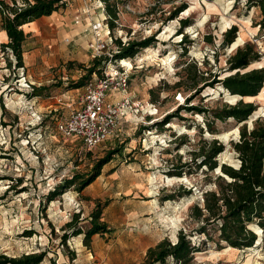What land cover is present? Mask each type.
Wrapping results in <instances>:
<instances>
[{
    "label": "rangeland",
    "instance_id": "374dc122",
    "mask_svg": "<svg viewBox=\"0 0 264 264\" xmlns=\"http://www.w3.org/2000/svg\"><path fill=\"white\" fill-rule=\"evenodd\" d=\"M4 3L12 5V0ZM22 3L18 0L17 4ZM69 4L66 11L60 9L57 16L46 19L39 37L40 46L46 41L41 48L43 58L28 69L17 67L11 52L0 53V256L45 253L39 264H141L148 248L163 239L176 242L179 231L190 235L199 226L190 217L191 208L202 204L203 193L213 188L219 173L217 169L206 174V167L190 166L180 176L171 175L177 173L179 163L191 164V152L198 144L217 139L224 145L217 163L239 164L232 143L238 141L243 123L232 118L215 120V133L211 134L207 130L208 121H213L209 113L188 112L184 107L210 110L234 105L241 97H231L220 84L212 88L199 82L193 89V75L183 68L196 62L203 81L209 82L214 73L223 79L231 74L228 58L250 42L261 58L246 70H264L262 13L249 0H108L107 5L117 11V20L103 57L109 59L108 54L117 52L115 39L123 45L147 37L155 42L134 57H112L111 69H120L123 60L130 62L122 67L129 77L128 95L139 110L109 140L88 150L77 139H64L56 126L79 106L83 89L70 91L84 74L78 65L89 67L93 60L94 39L90 22L83 17L107 18L106 5L100 0ZM184 5L175 19H169L171 12ZM79 6L80 14L75 10ZM87 9L89 16L83 14ZM75 18L83 22L77 26ZM185 18L191 21L182 31L190 41L186 46L180 44L183 35L177 32L179 21ZM231 26L238 29L236 45L232 47L234 41L222 48L223 34ZM32 85L48 90L40 97L32 96ZM261 91L243 101L264 108V83ZM174 113L177 116L164 121ZM257 118L264 116L252 114L246 121L248 130ZM160 122L161 129L155 126ZM115 150L118 153L82 193L72 187L46 203L45 196L56 185L89 172L96 161ZM187 191L190 193L184 194ZM170 196L173 198L168 199ZM97 203L103 206L101 221L108 233L94 235L89 248L82 234L72 236L70 230L63 245L64 225L78 214V226L85 231ZM257 235L259 244L246 249L219 247L197 233L188 238L202 250L196 253V264H264V233Z\"/></svg>",
    "mask_w": 264,
    "mask_h": 264
},
{
    "label": "trees",
    "instance_id": "16d2710c",
    "mask_svg": "<svg viewBox=\"0 0 264 264\" xmlns=\"http://www.w3.org/2000/svg\"><path fill=\"white\" fill-rule=\"evenodd\" d=\"M22 5H18L12 0V5L0 0V13L2 29L6 32L8 42L0 46L2 51L11 52L15 58V65L19 68L24 67L23 62V43L27 37L23 31V25L30 23L43 16H50L53 12L66 7L67 0H22ZM105 3L107 13L106 24L112 31L117 20V11L107 5L108 0H100ZM250 3L259 5L262 20L259 23L260 28H264V0H249ZM185 8L181 6L170 13L169 19H175ZM180 27L178 35L182 34L183 39L180 44L185 46L190 44L187 37L183 34V29L191 25L188 18L179 21ZM238 29L231 26L223 34L221 43L222 48H228L237 38ZM212 42L211 39H208ZM155 42L153 37L136 41H128L126 45L118 39H115L117 52L112 55L115 60L134 57L140 50L145 49ZM186 53L183 49L182 56ZM261 55L255 46L247 42L236 51L227 60V71L231 73L223 79L218 78L217 73L210 74L209 82L203 81V73L197 69L196 62L187 63L183 68L185 73L191 71L193 75L192 88L196 89L199 82L210 87L220 84L231 95H238L241 99L234 105H224L221 108L203 109L198 106L184 107L188 112L206 114L213 118L208 121L207 130L214 134L212 127L215 120L224 121L232 118L241 124L239 127V139L232 143V148L237 155L239 164L235 167L226 163L218 164L217 156L224 151V145L217 139L204 140L191 152L193 156L190 163H183L176 167L177 173L171 175L180 176L190 166L197 169L206 167V174L219 170L214 176L213 188L203 193L202 204H195L190 211V217L199 223V226L192 230L190 235L179 231L176 242L169 239H163L156 245L146 250L145 258L141 264H196V253L201 252L196 245L192 244L188 238L193 233L204 235L209 241H213L217 246H229L235 249H246L254 246L258 241V235L254 227H258L264 233V118H257L252 125V129H247V120L257 110L253 102H244L243 98L257 96L264 83L263 68H254L246 70L251 64L260 60ZM108 60L107 57L93 58L89 67L78 65L84 70V74L71 86V89L83 87L92 75L101 76L102 67ZM208 64L206 61H203ZM71 66V63L69 64ZM46 86L32 85V96L40 97L47 91ZM201 92L200 88L197 90ZM190 102L191 99L187 98ZM153 101L155 99H152ZM177 116L167 115L164 121ZM169 122V121H168ZM163 123H156L155 126L162 128ZM118 151H110L104 157L96 161L92 169L85 174H75L70 179H64L56 185L46 196V203H50L57 197H60L69 188H75L79 193L90 185L99 175L106 164H108ZM190 192H184L189 194ZM184 194L180 195L183 196ZM173 198L170 196L168 199ZM103 206L97 203L90 214L89 227L84 231L78 226L79 215L72 216L71 221L64 225L65 231L61 236L62 244L72 230L71 235H83L85 246H91L92 237L96 234L104 235L108 233L107 225L101 221ZM31 234V233H28ZM264 242L262 238L261 243ZM224 245H223V244ZM260 243V244H261ZM259 241L255 244L258 245ZM45 258V253L28 254L19 258H8L0 256V264H39Z\"/></svg>",
    "mask_w": 264,
    "mask_h": 264
},
{
    "label": "built area",
    "instance_id": "2783aa9c",
    "mask_svg": "<svg viewBox=\"0 0 264 264\" xmlns=\"http://www.w3.org/2000/svg\"><path fill=\"white\" fill-rule=\"evenodd\" d=\"M83 14L89 16V10H83ZM80 23V18L74 20V24ZM90 31L94 39L92 58L105 56L103 51L108 43H112V31L106 24V18L101 21L90 20ZM0 53H4L1 48ZM108 57L107 63L102 67L101 76L94 74L95 77L82 87L79 106L56 126L64 139H77L88 150L109 140L116 134L122 122L139 110L127 92V71L122 65L120 69H111L112 53ZM116 94H123V97L116 101L111 100Z\"/></svg>",
    "mask_w": 264,
    "mask_h": 264
},
{
    "label": "crops",
    "instance_id": "0c3cea01",
    "mask_svg": "<svg viewBox=\"0 0 264 264\" xmlns=\"http://www.w3.org/2000/svg\"><path fill=\"white\" fill-rule=\"evenodd\" d=\"M15 1H16V3H18V0H15ZM70 1H73V0H67L65 11L69 8ZM79 7L80 8H76L75 10L77 13L80 14V9L82 7L81 6H79ZM71 11H73V10H71ZM57 15H58V11L53 12L50 16H43V17L38 18V19H36L30 23L23 25L22 29L25 32V34L27 35V37L23 43V51H24V54H23L24 67L23 68H24V70L28 69L31 65L36 63L39 58H43V56L41 55V48H43L45 46L46 41L43 40L42 45L40 46V42H41L40 40H42V39H40L39 37H41V31L46 27L45 26L46 19L54 18V16H57ZM77 17H79V16H77ZM83 18H84V21H86V22H90V20H91V18H85V17H83ZM74 20H73V22H74ZM58 36H59V38L62 36L60 31H58ZM7 42H8V37L6 35V32L2 29L1 13H0V46L2 44H6ZM29 42H31V46L29 45V48L26 50L25 47H26V45L30 44ZM50 54H52V53H50ZM24 77H27L26 74H24ZM30 84H34V83H30ZM81 89H82V87L77 88V89H73L70 91H79ZM70 91H68V92H70ZM121 97H123V94H116L113 97H111V100L116 101V100L120 99Z\"/></svg>",
    "mask_w": 264,
    "mask_h": 264
},
{
    "label": "bare ground",
    "instance_id": "6f19581e",
    "mask_svg": "<svg viewBox=\"0 0 264 264\" xmlns=\"http://www.w3.org/2000/svg\"><path fill=\"white\" fill-rule=\"evenodd\" d=\"M240 41V37H239V39L237 40V43ZM235 45H236V41L232 44V47L234 48L235 47ZM121 64L122 65H124V66H130V62L129 61H127V60H123L122 62H121ZM262 92V91H261ZM260 92V93H261ZM259 93V94H260ZM258 94V95H259ZM231 97H239L240 98V96H238V95H232ZM256 97V96H255ZM255 97H246V98H255ZM254 115H259V114H262V116H264V108L263 107H260L259 109H257L254 113H253ZM237 129H235V131H236ZM226 137V136H225ZM170 179V178H169ZM255 231H256V233L257 234H259L260 232H262V230L260 229V228H253ZM228 248H231V247H229V246H227V249Z\"/></svg>",
    "mask_w": 264,
    "mask_h": 264
},
{
    "label": "water",
    "instance_id": "95a60500",
    "mask_svg": "<svg viewBox=\"0 0 264 264\" xmlns=\"http://www.w3.org/2000/svg\"><path fill=\"white\" fill-rule=\"evenodd\" d=\"M218 172H219V170H218Z\"/></svg>",
    "mask_w": 264,
    "mask_h": 264
}]
</instances>
